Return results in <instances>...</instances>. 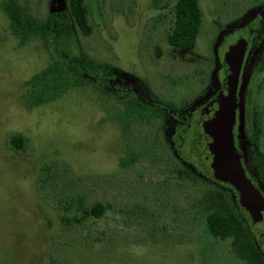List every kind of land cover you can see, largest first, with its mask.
Instances as JSON below:
<instances>
[{
	"label": "rangeland",
	"instance_id": "1",
	"mask_svg": "<svg viewBox=\"0 0 264 264\" xmlns=\"http://www.w3.org/2000/svg\"><path fill=\"white\" fill-rule=\"evenodd\" d=\"M26 1L41 17L69 7V0ZM176 1L86 0L91 34L58 22L54 41L71 63L80 61L82 51L89 54L97 72L82 75L83 87L33 109L22 103L24 82L52 54L38 40L19 47L0 10V264H247L234 256L228 240L213 238L205 223L176 213L196 193L177 172L210 182L193 152L196 123L223 90L225 53L246 39L250 48L237 96L238 148L264 194L251 141L252 109L264 110V0H200L203 21L193 50L168 43ZM130 94L156 96L178 109L187 105L176 112L161 106L162 117L136 118L125 137L110 113ZM181 121L180 146L173 130ZM16 132L29 139L24 152L7 142ZM129 148L143 155L122 167L120 157ZM226 190L235 199L233 190ZM80 201L108 208L100 218L75 223ZM135 205L160 216L166 225L163 239H142L146 222L141 226L127 213ZM182 232L186 240L179 242Z\"/></svg>",
	"mask_w": 264,
	"mask_h": 264
},
{
	"label": "trees",
	"instance_id": "2",
	"mask_svg": "<svg viewBox=\"0 0 264 264\" xmlns=\"http://www.w3.org/2000/svg\"><path fill=\"white\" fill-rule=\"evenodd\" d=\"M68 6L66 11L52 12L41 17L33 11L26 0H0V10L5 14L10 33L17 40L18 46L23 47L38 40L52 54L48 64L35 71L24 82L25 90L21 98L22 103L28 109L51 103L71 89L83 87L85 84L82 75L87 72H97L98 65L89 54L82 51L80 61L71 63L70 58L64 55L63 50L54 41V32L58 22L72 23L85 36L90 35L93 30L86 0H69ZM202 21L200 0H177L174 5L172 28L167 36L168 43L181 49H195ZM186 105L187 102H184L180 109ZM161 106L172 111L179 110L176 105L163 102L156 96L143 99V97L130 94L123 101L122 108L113 114L110 113V119L119 126L122 135L126 137L129 136L132 123L136 118L162 117L163 113L159 109ZM263 114L262 107L256 105L253 142L256 145L261 177L264 179ZM7 142L13 150L24 152L29 139L23 133L16 132L9 135ZM142 155V151L129 148L125 155L120 157L119 164L122 167H128L139 160ZM177 173L179 178L195 187L196 193L188 196V207L176 213H182L184 217L187 215L198 224L205 223L211 236L216 240H228L232 253L241 262L264 264V248L249 219L242 213L236 195L234 199L226 190L229 187L228 184L225 185L220 181L208 183L189 171L180 170ZM51 179L52 177L48 176L46 181ZM77 208L81 214L74 217L73 221L80 223L89 216L102 217L108 205L96 202L87 206L80 201ZM127 213H133L137 223L141 226H145L146 222L148 228L147 235L142 238L144 241L157 242L160 238L163 239L166 225L160 224V216L156 212L144 205H135ZM185 240L186 233H179L178 241Z\"/></svg>",
	"mask_w": 264,
	"mask_h": 264
},
{
	"label": "water",
	"instance_id": "3",
	"mask_svg": "<svg viewBox=\"0 0 264 264\" xmlns=\"http://www.w3.org/2000/svg\"><path fill=\"white\" fill-rule=\"evenodd\" d=\"M248 40L240 39L224 55V86L211 113L204 117L196 130L199 137L193 150L206 170L216 179L234 187L239 206L257 228L258 239L264 248V194L248 175L235 140L237 96L240 70L248 50Z\"/></svg>",
	"mask_w": 264,
	"mask_h": 264
},
{
	"label": "flooded vegetation",
	"instance_id": "4",
	"mask_svg": "<svg viewBox=\"0 0 264 264\" xmlns=\"http://www.w3.org/2000/svg\"><path fill=\"white\" fill-rule=\"evenodd\" d=\"M249 42V41H248ZM250 48V42H249V44H248V49ZM247 52H248V50H247ZM263 60H264V57H263V59H262V62H263ZM223 64H224V57H223ZM244 63H245V61H244ZM244 65V64H243ZM224 66V65H223ZM223 71H224V67H223ZM224 76H225V74H224ZM223 81H224V77H223ZM264 79H263V81L261 82V84H260V87H264ZM223 91V90H222ZM222 93V92H221ZM221 93H219L218 94V97H219V95L221 94ZM218 97H217V99H218ZM216 99V100H217ZM162 107H164V106H162ZM214 107V106H213ZM213 107H211V111H212V109H213ZM165 109H166V107H164ZM255 108V107H254ZM254 108L252 109V114H253V136H254V120H255V115H254ZM168 109V108H167ZM169 111H171V112H176V111H179V110H176V111H172V110H170V109H168ZM238 110L239 109H237V117H236V119H237V121L240 119V115H239V112H238ZM211 111L209 112V114L211 113ZM208 114V115H209ZM207 115V116H208ZM263 116H264V114H263ZM206 117V116H205ZM203 119V118H202ZM202 119H200L199 121H197V123H196V128H197V126L200 124V122L202 121ZM237 121H236V127H235V140H236V145H237V148H238V124H237ZM184 122L183 121H181V122H176L175 123V126H174V130H173V138H174V140H175V142L177 143V144H179L180 143V146H181V142H183V139H185L184 138V136H183V132H184V128H183V126H185V124H183ZM241 125V124H240ZM262 125H263V120H262ZM182 133V134H181ZM263 133H264V128H263V132H262V144H263V146H264V140H263ZM200 136L199 135V132L197 131V130H195V132H194V136H193V138H195V140L198 138V137ZM192 138V139H193ZM252 141V143H253V146H254V148H255V150H256V145L254 144V142H253V139L251 140ZM239 149V148H238ZM193 152H194V150H193ZM195 153V152H194ZM195 155H196V153H195ZM242 156V155H241ZM197 157V156H196ZM243 158V157H242ZM198 159V158H197ZM198 161L201 163V161H200V159H198ZM201 165H202V163H201ZM203 166V165H202ZM206 169V168H205ZM246 171H247V173H248V175L251 177V175H250V173H249V171H248V169L246 168ZM208 175H210V177L209 178H206L207 180H209V181H211L212 180V178H213V180L215 181V182H217V181H220V180H218V179H216V178H214L209 172H208ZM212 176V177H211ZM211 179V180H210ZM221 182V181H220ZM253 182L256 184V182H255V180L253 179ZM221 183H223V182H221ZM226 184H228V183H225V185ZM257 185V184H256ZM228 186L233 190V192H234V195H236V198H237V200L239 201V198H238V195H237V192H236V190L234 189V187L232 186V185H230V184H228ZM243 213V212H242Z\"/></svg>",
	"mask_w": 264,
	"mask_h": 264
}]
</instances>
